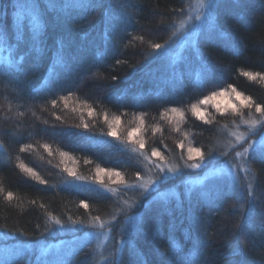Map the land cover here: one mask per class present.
Listing matches in <instances>:
<instances>
[{"label": "trees", "instance_id": "obj_1", "mask_svg": "<svg viewBox=\"0 0 264 264\" xmlns=\"http://www.w3.org/2000/svg\"><path fill=\"white\" fill-rule=\"evenodd\" d=\"M79 2L0 0V264H34L31 247L59 242L61 227L117 217L121 229L136 213L132 233L114 232L127 240L109 264H264L263 148L249 154L235 185L189 184L179 198L156 195L145 207H125L124 198L120 207L119 183L108 191L97 177L98 168L112 169L123 177L121 187L127 183L123 191L134 192V182L151 171L145 156L153 148L164 157L185 154L187 139L176 133L182 128L206 158L214 155L231 125V108L218 102L227 93L236 97L233 87L251 97L252 108L264 107V80L243 75H264V0H229L241 12L217 13L215 25L175 60L167 48L184 0ZM221 91L211 100L226 110L200 103ZM92 240L55 245L37 264H96Z\"/></svg>", "mask_w": 264, "mask_h": 264}, {"label": "rangeland", "instance_id": "obj_2", "mask_svg": "<svg viewBox=\"0 0 264 264\" xmlns=\"http://www.w3.org/2000/svg\"><path fill=\"white\" fill-rule=\"evenodd\" d=\"M112 1L116 3L118 2V0ZM184 1L186 4V10L184 11L185 14L177 25V32L174 40L169 44L167 48V54L170 55L173 60L178 59L181 56L183 50L190 51L191 48H194L196 46L195 44L197 42L198 35L202 31V29L209 24H212L211 20L208 19L209 12H211L215 17V22L217 13L220 15L219 17H222L224 12H227L228 14L234 16L241 12L240 8L236 10L235 8L230 9V7L228 6L229 4H226L227 2H229V0H215L214 9L202 8V0ZM203 2L206 4L207 0H203ZM231 96L232 95L227 93L223 97L221 96L220 101L218 102V104L220 105L225 104V106L228 105L231 108L229 115L231 125L227 126L230 131H228L224 135L222 134L221 141L217 143V147L219 146V148L221 149L219 151H215L216 153L214 155H211L208 158L204 156L203 161H201L199 157H196L193 160H188L187 150H185V154H181V158H173L171 156L165 157L166 164L169 166H176L177 171L169 172L167 170V167H165L164 172L161 173L157 168H155L153 161H155L156 163L164 162H161L157 157H151V154H148L147 157H150V159H146V164L148 165V169L150 168L149 170L151 171L146 172L144 175H142V177L137 179V182H134L133 187L136 188L134 192L123 191L125 187H128V185L127 183H125V185L121 187L122 183L119 181V178L114 174L111 176L109 175L110 172H116L112 169L99 168L104 169V171L102 172L97 171V177L100 178V185L106 190L111 191L110 188L114 187L112 185L119 183V185L116 186V191H114V198L117 200L120 207L121 204L118 201L120 200V198H124L126 202L130 203V207H132L133 205V203L131 204V201H143L145 207L153 198L156 197V195H164L166 197H170L173 195L179 198V192L183 187H187L189 186V184L190 186H192L196 183H203L214 179L223 180L226 184H228L230 180H232V185H235L234 182L236 180H239L241 176H243V174H245L246 172V165H248L249 154L255 151V149H264V115L260 114L255 109L252 110L253 108H255H252V104L251 106H249L248 102L242 104L241 100L245 99L244 95L240 99ZM216 106L217 104L214 103V100H211L210 108L217 109ZM233 106H235L236 111H233ZM219 109L226 110L227 107H219ZM170 119L171 120L169 121L177 120V118L174 116H172ZM135 120L136 122L138 121V119L136 118ZM200 121H202V119ZM252 121H258V123H256L255 126H252ZM139 122L140 121H138L137 123ZM174 124V127H178L176 123ZM183 129L184 128H182V131L179 130L178 132H175L180 134L183 132L185 138L187 139V147H194L192 144H190L191 141L194 140L191 135L192 133L187 130L183 131ZM130 132L132 133V131ZM129 133L127 134L129 135ZM237 136L242 137L239 142L236 139ZM250 144L252 145V147H249ZM215 148L216 145L214 146V149ZM237 153H241V155H237ZM67 158L69 157L66 156V161ZM210 159H212V161H210ZM69 160L72 161L73 159L69 158ZM193 163H199L202 166L200 168H191L187 166ZM227 169H231V172L226 171ZM231 173H234V175H232ZM149 177L156 178L157 182L151 185L148 190L145 191L140 187V185L144 181L148 180ZM244 182H246V180H244ZM241 185L245 187L243 183ZM123 193H125V195H122ZM126 205L127 204H125V207ZM152 211L153 210H151L150 208L146 209V218L150 217ZM131 213H133V211H131ZM137 216V213L130 215L127 214V216L124 218L123 226L121 225V229L119 225L115 224L117 217H115V219L113 217L109 220L104 221L89 220L86 225L82 226L81 224H78L77 227H74L73 230H65L63 227H61L60 231L65 237L61 238L59 242L58 240H56L49 245L37 244L31 247L29 251L32 254L34 264H37L38 258L45 256L46 252L56 247L55 245L59 246L63 244V242L69 244L70 242H75L78 238L85 237H93L92 241L95 247H93V250L98 257L96 264H109L120 256V251L122 250L123 245H125L127 240L123 235L120 236V234L118 233L117 236H115L114 232L123 231L125 227V232L131 231L132 233L135 227H133L134 222H132L130 218L135 217L136 220ZM79 244L80 243L71 246L69 254H71ZM41 264H44V260H42Z\"/></svg>", "mask_w": 264, "mask_h": 264}, {"label": "snow or ice", "instance_id": "obj_3", "mask_svg": "<svg viewBox=\"0 0 264 264\" xmlns=\"http://www.w3.org/2000/svg\"><path fill=\"white\" fill-rule=\"evenodd\" d=\"M75 6H77V7H87L88 6L87 0H80V2L77 5H75ZM201 7L202 8L214 9L215 8V0H207L206 4L202 0ZM208 19L211 20V22H212V24L214 26L215 25V17L212 15L211 12L208 13ZM152 47L155 48V49H160L162 47V45L161 44H153ZM243 75L246 76V77H249V78H251L253 80H255L257 76H261V79H264V75H261L259 73H255L254 74V73H251V72H244ZM232 91L235 92L237 99H240L243 96V94L238 92L234 87L232 88ZM223 94H224L223 91H221L219 93L212 92L210 94V96L204 97V99L200 103H202V104L203 103H207L213 97H215L217 95H223ZM245 102H248L249 106H251V97H247V98L241 100L242 104H244ZM53 103H55V101H53ZM216 107L219 110V105H217ZM192 110H193L195 115H197L201 119L204 118L202 116L199 108L197 107V105H195V104L192 105ZM255 110L257 112L261 113L262 115H264V107H262L261 105H259V104L255 105ZM171 111L174 112V113H178L181 117H183V115H184V113L182 111H180V110H178L176 108H172ZM233 111H236L235 106H233ZM116 121H117V123H119V117L116 118ZM256 123H258V121H252L251 122L252 126H255ZM141 124H143V117H141ZM85 127H87V125H85ZM133 131H136V129H134ZM115 134L116 133H115L114 130H113V132L110 133V135H115ZM131 136H132V133L130 132L129 133V137H131ZM236 139L239 142V140L242 139V137L241 136H237ZM137 143L139 144V148L140 149H144L145 148V143H144L143 140H139V141H137ZM47 147L48 146L45 145V148H47ZM181 147H183V145H181ZM249 147H252V145L250 144ZM245 151H247V150H245ZM187 154H188V160H193L196 157H199L201 159V161H203V159H204V153L201 151L200 148L188 147ZM62 155H66V154L62 153ZM237 155H241V153H237ZM151 157H157L159 159V161L164 162V163H156L155 161H153L155 168H157L159 170V172L163 173L164 170H165V167H167V170L169 172L177 171V167L176 166H169V165L166 164L165 157L163 156V154L158 149H156V148L152 149ZM145 159H150V157L146 156ZM187 166L191 167V168H200L202 165L199 164V163H193V164H190V165H187ZM20 167L24 168L27 173L32 174L36 179H39L38 175L36 173H34L31 168H27L23 164H21ZM102 171H104V169H99L98 168V172H102ZM226 171L231 172V169H227ZM70 174L71 175H75V173L71 172V171H70ZM113 174L119 178V181L121 183L124 182L123 181V177L121 176V174L119 172H115V173H111L110 172L109 173L110 176L113 175ZM231 174L234 175V173H231ZM156 182H157L156 178L149 177V179L144 181L140 185V187L143 190L147 191L148 188L151 185L155 184ZM41 183H43V181H41ZM7 196H8L9 199H11L12 196H13V193L12 192H8ZM125 204H127V202H125ZM84 207H88V205L84 204ZM129 207H130V205H129ZM95 219L99 220V217H96ZM114 219H115V217H114ZM130 219H131L132 222H135V217H132ZM56 223H60V221L56 220Z\"/></svg>", "mask_w": 264, "mask_h": 264}]
</instances>
